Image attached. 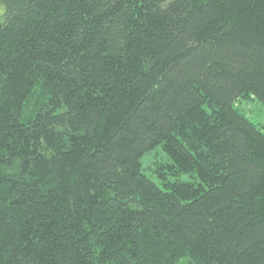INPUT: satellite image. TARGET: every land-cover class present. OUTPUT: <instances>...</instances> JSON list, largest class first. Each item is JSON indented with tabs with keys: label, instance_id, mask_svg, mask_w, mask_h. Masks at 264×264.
Here are the masks:
<instances>
[{
	"label": "trees",
	"instance_id": "obj_1",
	"mask_svg": "<svg viewBox=\"0 0 264 264\" xmlns=\"http://www.w3.org/2000/svg\"><path fill=\"white\" fill-rule=\"evenodd\" d=\"M0 6V264H264V0Z\"/></svg>",
	"mask_w": 264,
	"mask_h": 264
},
{
	"label": "rangeland",
	"instance_id": "obj_2",
	"mask_svg": "<svg viewBox=\"0 0 264 264\" xmlns=\"http://www.w3.org/2000/svg\"><path fill=\"white\" fill-rule=\"evenodd\" d=\"M1 12L2 7L0 6V13ZM243 107L244 110L247 111L248 116L264 124V109L260 103L250 101V104L245 103L243 104ZM165 161L166 154L158 147L141 157L140 162L142 172L149 178L156 181V176L153 174L152 170L154 169V167H156L157 164L159 165ZM183 178L187 179V176H184Z\"/></svg>",
	"mask_w": 264,
	"mask_h": 264
}]
</instances>
